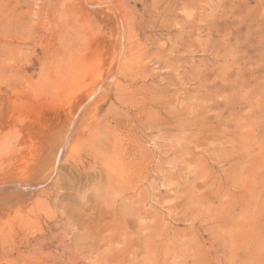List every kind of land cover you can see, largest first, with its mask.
Here are the masks:
<instances>
[{
  "label": "rangeland",
  "instance_id": "rangeland-1",
  "mask_svg": "<svg viewBox=\"0 0 264 264\" xmlns=\"http://www.w3.org/2000/svg\"><path fill=\"white\" fill-rule=\"evenodd\" d=\"M112 1L128 63L70 158L0 211V264H264V0ZM85 3L0 0V130L23 129L20 161L39 104L63 115L103 53L74 33L97 29Z\"/></svg>",
  "mask_w": 264,
  "mask_h": 264
},
{
  "label": "bare ground",
  "instance_id": "bare-ground-1",
  "mask_svg": "<svg viewBox=\"0 0 264 264\" xmlns=\"http://www.w3.org/2000/svg\"><path fill=\"white\" fill-rule=\"evenodd\" d=\"M83 1L86 2L85 4L87 5L86 6L87 11L89 13L91 12L92 16L95 18L97 29L96 30L91 29L92 30L91 32H88L86 29H81L80 32L77 31L74 33L78 36L80 41H82L84 44H87V45H83L85 46L83 48L96 49L97 47H100L99 51H102L103 53L98 55H93L96 58L94 61H98L95 63L96 67H94V69L93 67L91 68L92 73H90L89 80L86 82L87 84L82 87L81 91L77 92L75 96V100H73L68 105V108L63 109V111L65 112V113L63 112L64 113L63 115L60 114V112H62V110L59 108L60 106H58V109L61 110V111L58 110V112L60 111L59 113L56 111L57 106L55 109H53L55 105L51 107V109H53L55 114L57 113L55 115L53 112V114L56 116L54 117L53 114H51L52 112H48L50 111L49 109L45 111L47 106L46 104H45L46 106H43L44 103H42L43 105L37 103L41 106V108L45 107V109L44 110L41 109L43 112L42 113L40 112L41 116L38 118L37 121L35 120L34 124H28L30 128L32 126H35L34 128L36 129L38 128L42 129L36 134V136H39V139L36 143L32 144L33 147L31 146L32 149H31V156H29L30 157L29 160L26 157L25 160L23 159L24 161L22 160L20 161V159H22L23 157L25 158L24 155H26V153L27 155L28 154L30 155V152L29 153L27 152L28 147H25L27 145H25L24 147L22 146L24 144L23 139H25L24 137L23 138L20 137L22 136L21 132L23 131V129L21 128L18 129L17 131L16 130L12 131L13 128L9 129V127L5 128V126L4 128H1L0 152L1 150H7L9 151L10 155H9V161L7 160V163L5 162L6 165L4 167L2 166L3 170L0 172V211L5 210L8 204L10 205L11 208L16 207L15 209H18L20 206L13 204H20L34 197L38 192H40L41 188L45 186L42 184H44L51 177V175L55 173L56 165L57 162L59 161V158L61 159L62 157V161L66 160L67 157L70 158L72 151L75 152V150H73L74 149L73 140L81 138L83 134L82 128L83 126L85 127V123H86L85 121H89L92 119V117L89 116V112L95 109L93 106L92 107L89 106L91 104L92 99L96 97L95 95H97V93L100 94L101 96L106 95L110 87V86L108 87V83L112 82L113 80L112 77L117 73L116 71L119 70V68L121 69V67H123L125 63H128L125 55L124 58L122 59L120 58L121 54L123 53L122 46L126 43L125 42L126 40H124V33H126L127 31H124L121 15L117 7L113 5V1L108 0L106 4H103L101 2L102 0H83ZM103 5H107L106 7L107 11L110 12L111 15H113L114 17L113 22L110 23L109 16L101 10V7H103ZM106 28L108 31L105 30ZM98 33H102L104 37L100 38V40L95 41V43L92 42L93 38H95ZM90 43L96 45H88ZM101 48H103V50ZM91 52L92 51L90 50V52L88 53L90 54ZM89 57H92V55H90ZM21 104L23 105V103ZM49 114L52 116H49ZM52 117H54V119ZM11 132H14L15 135L10 134ZM110 137L112 138V136ZM81 140L82 139H80V141ZM12 144L13 146H11ZM19 161L21 163L17 164ZM41 162L44 164L43 167H38L41 164ZM23 165L24 167L23 169H21ZM25 167H29V168L27 169ZM38 185L41 186L38 187ZM0 219L2 218L0 217ZM1 221H0V236L2 238L4 237L8 239L10 235V231L6 229V225H3Z\"/></svg>",
  "mask_w": 264,
  "mask_h": 264
}]
</instances>
